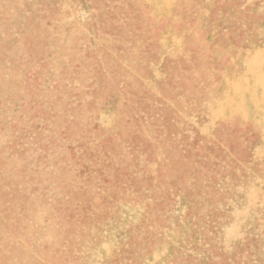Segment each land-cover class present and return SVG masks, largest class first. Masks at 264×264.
<instances>
[{
    "label": "rangeland",
    "instance_id": "rangeland-1",
    "mask_svg": "<svg viewBox=\"0 0 264 264\" xmlns=\"http://www.w3.org/2000/svg\"><path fill=\"white\" fill-rule=\"evenodd\" d=\"M0 264H264V0H0Z\"/></svg>",
    "mask_w": 264,
    "mask_h": 264
}]
</instances>
